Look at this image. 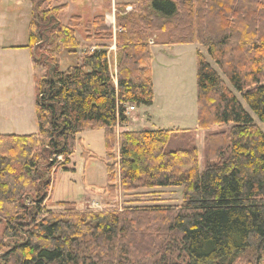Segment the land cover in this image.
<instances>
[{
    "label": "trees",
    "instance_id": "16d2710c",
    "mask_svg": "<svg viewBox=\"0 0 264 264\" xmlns=\"http://www.w3.org/2000/svg\"><path fill=\"white\" fill-rule=\"evenodd\" d=\"M29 1L38 133L0 134V219L16 240L5 264H234L248 249L263 254L264 132L235 91L264 124V0L117 3V86L108 51L78 38L79 15L63 24L67 4ZM104 21L84 24L88 41L113 40ZM151 33H166L169 45L197 42L219 69L198 50V128L221 127L206 135L203 168L194 129L116 133L127 105L154 103ZM80 48L81 62L61 71L62 54ZM89 129H104L110 164L101 190L182 187L183 202L47 209L54 168L71 170L78 135Z\"/></svg>",
    "mask_w": 264,
    "mask_h": 264
},
{
    "label": "rangeland",
    "instance_id": "374dc122",
    "mask_svg": "<svg viewBox=\"0 0 264 264\" xmlns=\"http://www.w3.org/2000/svg\"><path fill=\"white\" fill-rule=\"evenodd\" d=\"M132 1L136 0L51 2L55 6L68 5L59 15L63 24H68L75 15L81 17L82 23L77 28L81 41L108 51L115 86H117L116 4ZM128 10H132V7H128ZM101 14H105L104 24L111 28L113 40L88 41L84 24ZM31 17L32 3L29 0H0V134L38 133L34 72L31 50L28 46ZM149 41L154 55L152 63L154 103L151 106H138L136 111L128 113L129 120L126 126L117 127L116 133L119 134L124 128L194 129L203 168L206 135L221 127L214 126L209 131L198 128L197 52L201 49L200 44L195 42L169 45L166 33H151ZM85 52V49L80 48L75 52L66 51L62 54L61 71L79 64ZM206 57L213 67L219 70L214 61L208 55ZM235 93L264 132V124L257 119L242 95L236 91ZM78 139L80 142L77 143L71 164L68 165L71 170L65 171L62 167H55L53 170L50 194L45 201L47 209L66 213L121 210L128 206H146L154 203L179 205L183 202L182 187L139 190L131 193L118 190L115 196L110 191L101 190L100 188L107 186L110 164L103 160L106 156L104 129H89L79 134ZM84 151H87L88 154L85 156L88 159L83 156ZM115 152L118 156V148ZM94 155L99 158L92 157ZM115 159L116 157H113L111 163L114 164ZM6 224L5 220L0 219V264H5L3 257L16 241L4 236ZM234 264H264V253L258 255L254 249H248L236 257Z\"/></svg>",
    "mask_w": 264,
    "mask_h": 264
},
{
    "label": "built area",
    "instance_id": "2783aa9c",
    "mask_svg": "<svg viewBox=\"0 0 264 264\" xmlns=\"http://www.w3.org/2000/svg\"><path fill=\"white\" fill-rule=\"evenodd\" d=\"M97 48H95V47H92L91 48V51H94V50H96ZM137 110V107L135 106V105H127V112H126V114H128V113H132V112H134V111H136ZM119 127H123V126H119Z\"/></svg>",
    "mask_w": 264,
    "mask_h": 264
},
{
    "label": "crops",
    "instance_id": "0c3cea01",
    "mask_svg": "<svg viewBox=\"0 0 264 264\" xmlns=\"http://www.w3.org/2000/svg\"><path fill=\"white\" fill-rule=\"evenodd\" d=\"M132 2H135V1H132ZM118 3H131V2H118ZM53 6H55V5H53ZM107 14H108V13H107ZM80 41H81V40H80ZM81 42L84 43V41H81ZM200 47H201V49H199V50L202 51V52H204V53L206 54L204 48H203L201 45H200ZM206 56H207V54H206ZM161 120H162V118H161ZM124 129H126V128H124ZM124 129H122V131H123ZM127 129L130 130L131 128H127ZM156 129H161V128H156Z\"/></svg>",
    "mask_w": 264,
    "mask_h": 264
}]
</instances>
